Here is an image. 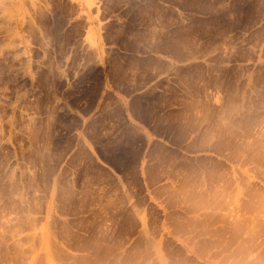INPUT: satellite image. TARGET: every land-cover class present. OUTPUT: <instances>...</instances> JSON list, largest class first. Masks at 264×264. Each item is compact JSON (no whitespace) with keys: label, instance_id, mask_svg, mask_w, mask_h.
<instances>
[{"label":"rangeland","instance_id":"obj_1","mask_svg":"<svg viewBox=\"0 0 264 264\" xmlns=\"http://www.w3.org/2000/svg\"><path fill=\"white\" fill-rule=\"evenodd\" d=\"M97 66L140 98L136 233L49 209ZM0 264H264V0H0Z\"/></svg>","mask_w":264,"mask_h":264},{"label":"crops","instance_id":"obj_2","mask_svg":"<svg viewBox=\"0 0 264 264\" xmlns=\"http://www.w3.org/2000/svg\"><path fill=\"white\" fill-rule=\"evenodd\" d=\"M245 51L228 48L225 56L244 57ZM84 68L75 71L81 73ZM97 70L102 81L90 109L71 110L80 119L72 128L66 124L63 132L55 134L54 143L50 141L49 209L51 213L54 208L55 217L60 218L68 209L79 208L82 215L85 210L95 215L98 226L107 230L112 225L111 233H136V135L142 130L129 116L135 118L134 106L140 98L128 91L126 76L117 77L120 67L97 66ZM105 72L112 73L107 87Z\"/></svg>","mask_w":264,"mask_h":264}]
</instances>
